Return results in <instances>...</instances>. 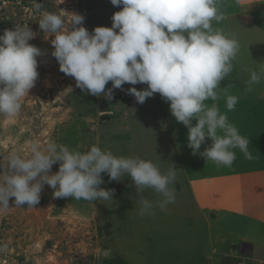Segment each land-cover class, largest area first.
Instances as JSON below:
<instances>
[{
  "label": "rangeland",
  "instance_id": "374dc122",
  "mask_svg": "<svg viewBox=\"0 0 264 264\" xmlns=\"http://www.w3.org/2000/svg\"><path fill=\"white\" fill-rule=\"evenodd\" d=\"M37 3L40 9L34 7V0H0V35L17 24H28L36 33L29 43L43 53L37 57L39 77L23 99L21 112L13 119L0 115V161L10 152L29 154L30 140L65 144L79 151L95 144L117 156L151 160L165 173L174 165L177 175L170 187L176 199L162 210L161 196L145 189L142 195L157 206L141 215L131 178L125 174L110 182L107 173L101 174L100 187L114 189L112 200L53 198L55 190L48 185L34 208L16 207L12 197L10 208L0 211V264H264V189L249 196L245 186L234 195L222 193L229 186V179L226 184L223 180L233 172L264 165V80L253 85L250 95H244L246 102L237 103L234 111H228L226 103H217L249 140L252 155L251 161L237 148L231 166H218L199 153L192 154L187 127L176 121L170 102L159 93L140 104L127 92L131 87L144 90L146 84L125 83L113 90L109 101L103 94L93 96L77 88L75 78L59 70L51 55L55 37L39 28L41 14L59 9L81 14L83 26L92 32L96 27H111L113 14L122 6L110 0ZM262 17L258 38L252 40V44L260 42L257 46L264 29ZM248 69L238 72L244 84L250 78ZM111 87L109 82L106 91ZM253 97L260 101L252 103ZM213 103L205 101L208 106ZM196 123L193 120V126ZM210 145L207 139L200 152ZM58 170L59 163L54 164L49 174ZM6 171L0 168V175ZM232 200L249 215L221 209ZM105 251L110 254L105 256Z\"/></svg>",
  "mask_w": 264,
  "mask_h": 264
},
{
  "label": "clouds",
  "instance_id": "9594fccd",
  "mask_svg": "<svg viewBox=\"0 0 264 264\" xmlns=\"http://www.w3.org/2000/svg\"><path fill=\"white\" fill-rule=\"evenodd\" d=\"M63 4L64 0H57ZM122 10L113 14L111 27H96L92 32L83 26L84 16L59 9L43 12L39 28L55 38L51 41V55L58 61L59 70L76 80V87L88 94H103L109 101L113 90L130 85L146 84L144 90L131 87L128 94L137 103L159 93L170 102V111L177 122L188 129V147L192 154L199 153L205 160L218 166H231L239 149L247 159L249 140L230 122L227 112L222 113L213 103L221 93L226 108L234 111L239 97L229 95L228 88L220 89L222 80L233 71L239 41L213 27L224 13L222 0H110ZM239 0H237V3ZM34 7L41 4L34 0ZM36 37L28 24L15 25L0 35V115L15 118L22 110V101L35 87L39 77L37 57L41 49L29 43ZM264 80V65L250 70L245 91ZM112 87L106 91V85ZM193 120L197 123L193 126ZM211 145L202 153L206 140ZM29 154L10 152L0 161L7 171L0 175V211L10 208V198L16 207L39 204L45 185L55 191L53 198L75 200H112L114 189L105 190L102 173L110 182L119 181L127 174L134 182L141 205V215L157 206L142 193L153 189L161 196L162 210L176 199L170 185L176 180L172 165L162 172L157 164L139 156H117L111 150L92 145L87 151L72 149L65 144L39 140L27 142ZM59 170L49 174L54 164ZM3 250V249H0ZM105 256L110 253L105 251Z\"/></svg>",
  "mask_w": 264,
  "mask_h": 264
},
{
  "label": "crops",
  "instance_id": "0c3cea01",
  "mask_svg": "<svg viewBox=\"0 0 264 264\" xmlns=\"http://www.w3.org/2000/svg\"><path fill=\"white\" fill-rule=\"evenodd\" d=\"M219 8L224 13V19L219 23L213 21V27L219 28L226 35L236 38L240 44L236 58L232 61L233 71L228 77L220 82L219 87L220 89H225L231 85V87L228 88V94L238 96V103H245L246 100L244 95H250L251 92L245 91V81L240 78L238 72L248 66L249 69L247 71L250 75V70H259V68L264 65V29L260 32L261 37H259L261 38V45H256L257 43H260L258 40L255 44H252V40L258 38V30H261L262 28L259 21H262V16H264V0H239L238 3L237 0H222ZM252 63L254 66L251 65ZM241 82H243L244 86ZM259 101V99L254 97L251 99L252 103ZM215 103L219 109L220 106L217 103H226V98L223 93H221V97L215 101ZM235 163L239 164L238 161ZM261 167L262 168L258 170L252 169L246 170L245 172L239 171L240 173L233 172L231 176H228L226 180H223V184H226L228 181L227 179H229V186L226 187L224 190L225 192L222 193H230L231 195H234L241 190V187L245 186L246 189L250 191L247 196L252 194L258 195V188L264 189V165H261ZM237 204L238 201L232 200L229 203L226 202L220 207L233 214L249 215L243 212V210H238Z\"/></svg>",
  "mask_w": 264,
  "mask_h": 264
},
{
  "label": "water",
  "instance_id": "95a60500",
  "mask_svg": "<svg viewBox=\"0 0 264 264\" xmlns=\"http://www.w3.org/2000/svg\"><path fill=\"white\" fill-rule=\"evenodd\" d=\"M249 250L252 251V247L251 246H249Z\"/></svg>",
  "mask_w": 264,
  "mask_h": 264
},
{
  "label": "trees",
  "instance_id": "16d2710c",
  "mask_svg": "<svg viewBox=\"0 0 264 264\" xmlns=\"http://www.w3.org/2000/svg\"><path fill=\"white\" fill-rule=\"evenodd\" d=\"M4 32V31H3ZM0 34H2L1 30H0Z\"/></svg>",
  "mask_w": 264,
  "mask_h": 264
}]
</instances>
